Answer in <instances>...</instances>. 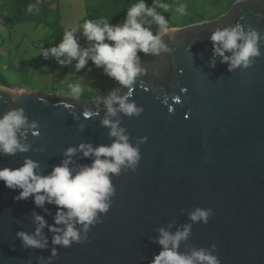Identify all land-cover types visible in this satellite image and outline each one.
<instances>
[{
  "label": "water",
  "instance_id": "obj_1",
  "mask_svg": "<svg viewBox=\"0 0 264 264\" xmlns=\"http://www.w3.org/2000/svg\"><path fill=\"white\" fill-rule=\"evenodd\" d=\"M236 23L258 33L260 55L231 72L218 56L211 66L208 36ZM161 39L168 51L147 55L132 85L115 81L110 91L124 95L131 88V99L143 107L139 116H109L103 99L110 92L96 101H79L0 89V116L24 110L27 125L18 139L29 146L14 156L0 154V168L19 167L31 158L47 174L70 145H110L115 138L101 124L106 117L120 121L141 155L136 171L122 166L118 175L110 174L116 194L108 213L100 214L102 223L91 227L88 241L56 246L55 256L51 243L45 249H24L16 237L18 231L33 232V209L52 224L55 207L45 206L49 214L36 208L32 198L17 201L19 190L0 181V264H149L160 251L150 239L155 229L172 220L175 231L195 207L211 208L214 215L207 224H193L181 252L203 247L220 264H264V0H235L219 18L169 27ZM85 112L93 115L86 118ZM33 122L39 135L30 127ZM142 137L148 139L142 143ZM92 159L77 153L69 166ZM44 235L51 241L52 233L45 229Z\"/></svg>",
  "mask_w": 264,
  "mask_h": 264
},
{
  "label": "clouds",
  "instance_id": "obj_2",
  "mask_svg": "<svg viewBox=\"0 0 264 264\" xmlns=\"http://www.w3.org/2000/svg\"><path fill=\"white\" fill-rule=\"evenodd\" d=\"M153 4L155 6H149L145 0H138L127 8L122 24L113 25L109 18L85 20L80 27L82 35L91 42L88 48L80 46L75 35L78 29L72 28L65 30L58 44L49 49L42 48L41 54L45 58L51 55L60 65L71 64L76 60L77 71L91 60L96 67L103 68L108 77L128 87L143 71L139 67L138 52L156 55L161 51H168L161 39V36L169 31L168 20L156 9L159 7L168 11L169 5L161 0H153ZM36 7L35 4H29L27 11L32 12ZM176 11L184 15L186 6L181 4L177 6ZM145 17H151V20ZM152 23L158 26V34H154L150 27H145V24ZM208 39L212 44L213 67L217 56L220 57V63L227 64L228 71L231 72L240 66L248 67L252 58L260 55L258 33L251 29L245 32L239 23L231 27L217 28L210 33ZM69 87L73 96L81 95L80 84H70ZM131 97V88L124 95H117L115 90L110 92L103 99L108 115L115 117L118 112H122L128 116H139L143 107H137ZM92 115L91 112L84 113L86 118H91ZM101 124L108 126L109 136L115 138L110 145L94 147L91 142L70 145L63 152L64 158L47 174L41 170L39 161L31 158H26L19 167L0 168V181L4 182L5 187L13 191L19 190L15 200L32 198L36 208L49 214L50 210L46 205H53L56 209L52 224L33 209L32 218L36 225L33 232L16 233L22 248L45 249L51 243V255L55 256L58 252L56 246L68 248L73 243L88 241L87 234L91 227L102 223L100 214L108 213L112 198L116 194L110 174L118 175L122 166L136 171L141 155L139 148L129 143L126 129L120 127V121H112L107 117ZM26 125L27 117L23 109L8 110L0 116V154L14 156L17 152L29 151V146L21 144L18 139V134L24 135L21 130ZM30 127L37 129L34 134L39 135L35 122ZM80 127L82 130L83 125ZM147 139L148 137H142L141 142L144 143ZM77 153H82L84 158L94 159L91 164L70 167L72 158ZM213 215L211 208L195 207L188 212L187 222L176 226L175 231L171 230L175 226V221L172 220L166 226L157 227V235L150 239L160 246V251L153 256L149 264H220L218 256L203 247H193L190 252L180 251L181 243L186 242L192 235L193 224H207L209 217ZM78 225L80 227H77ZM45 229L53 234L51 241L44 235ZM81 233L84 234L83 237ZM211 248L215 251L216 245L212 244Z\"/></svg>",
  "mask_w": 264,
  "mask_h": 264
},
{
  "label": "rangeland",
  "instance_id": "obj_3",
  "mask_svg": "<svg viewBox=\"0 0 264 264\" xmlns=\"http://www.w3.org/2000/svg\"><path fill=\"white\" fill-rule=\"evenodd\" d=\"M209 0H206L208 2ZM217 1L219 3H217ZM220 1L224 3V0H215L213 4L215 6L221 5ZM61 6V3H60ZM61 9V7H60ZM202 10V11H200ZM222 7L218 6L217 8L209 9L206 6H203V0H198V2L192 1L190 10H186V14L180 15L176 11V6L172 8L173 11V19L177 26H185L192 23H197L200 21L213 20L219 18L221 15L225 13H219L216 15V11H222ZM64 20L68 22L69 30L74 28L72 26V18L69 15H64ZM84 23V20L79 21L78 27L82 32V28L80 27ZM4 25V24H3ZM64 30H67V27L64 26ZM5 36L7 34L6 31ZM49 34V31L42 27L41 25L35 27L33 30H28L25 35L19 32L15 35L18 37V42H20L19 47L16 49V54L12 53L8 54L6 59L4 57V61L6 62L7 70L3 73H0V77L5 79L9 84V87L2 86L11 91H17L22 89L34 90L46 94H58V95H66L70 98L79 100V101H96L100 99V97L104 94L109 93L115 85V80L108 77L107 75L96 71L97 80L100 81L102 89L96 87V84L93 83H83L81 84L82 92L81 95L75 97L71 94L70 87L58 88L52 86L50 83L52 82V77L49 73L45 71V69L51 65V55L48 56V59L45 58L41 54L42 48L48 49L53 47L51 43H41V39ZM18 35V36H17ZM16 41V42H17ZM42 46V47H41ZM32 49V50H30ZM33 51V52H32ZM14 56V57H13ZM23 59L25 63L21 68H18L16 63H23ZM38 59V61H37ZM14 62H13V61ZM34 60L37 61V68L34 66ZM47 60V61H46ZM12 61V63H11ZM46 83V85H44ZM50 84V85H49ZM1 86V85H0ZM28 86V87H26ZM29 87H33L32 89ZM35 88V89H34Z\"/></svg>",
  "mask_w": 264,
  "mask_h": 264
},
{
  "label": "trees",
  "instance_id": "obj_4",
  "mask_svg": "<svg viewBox=\"0 0 264 264\" xmlns=\"http://www.w3.org/2000/svg\"><path fill=\"white\" fill-rule=\"evenodd\" d=\"M138 0H90L85 7V20H99L101 18H109L113 25L122 24L124 22L127 8L132 4L137 3ZM149 6H155L153 0H145ZM161 2L169 5L168 11H164L157 7V11L164 15L165 19L169 21L170 14L173 8L172 0H161ZM54 0H0V19L10 29L15 25L23 23H33L36 26L41 25L49 31V34L41 39V43H51L53 46L58 44L64 34V28L60 24L59 8L52 7ZM35 4L37 7L32 11H27V5ZM139 19V18H138ZM151 20V17H145ZM145 27H150L154 34H158V26L155 23L151 25L145 24ZM78 42L82 48H87L81 40L77 37ZM139 61L143 60L147 55L143 52L137 53ZM73 60L71 64H76ZM93 68L95 71L103 74V68L96 67L91 60L80 70ZM106 75V74H105ZM0 85L9 87L7 81L0 77Z\"/></svg>",
  "mask_w": 264,
  "mask_h": 264
},
{
  "label": "crops",
  "instance_id": "obj_5",
  "mask_svg": "<svg viewBox=\"0 0 264 264\" xmlns=\"http://www.w3.org/2000/svg\"><path fill=\"white\" fill-rule=\"evenodd\" d=\"M192 1L198 2V0H172L173 2V7L174 5L179 6L181 4L186 6V10H190L191 3ZM213 1L215 0H209L206 2V0H203V6H206L209 9L217 8L218 6L222 7V11H216V15L219 13H225L229 10L231 4L235 0H224V3L220 1L221 5L215 6L213 4ZM90 0H54V3L52 4V7H57L59 8L60 12V24L64 28L67 27V30H69V26L65 20H64V15H69L72 18V26L74 28H77L78 31L75 33L76 37H78L81 42L88 48L90 47L91 42H88L86 38L82 35V32L80 31L78 27L79 21L83 20L85 18V7L87 4H89ZM61 3V6H60ZM217 3H219L217 1ZM61 7V9H60ZM202 11V10H200ZM206 20V19H204ZM176 21L173 19V11L170 14L169 17V27H180L175 24ZM4 24V25H3ZM37 27L33 23H23V24H18L13 26L12 28H8L7 25L0 19V73H3L5 70H7V65L6 62L4 61V57L6 59L8 54L14 53L16 54V49L19 47L20 42H18V37H15V35L19 32L25 35V33L28 30H33ZM7 32L8 36H5V32ZM65 32V30H64ZM17 35V36H18ZM17 41V42H16ZM41 44V42H40ZM42 47V46H41ZM49 49V48H48ZM32 50V49H30ZM33 52V51H32ZM14 57V56H13ZM51 65L50 67L48 66L45 71L47 73L51 74L52 82L50 83L52 86L58 87V88H63V87H69L70 84L78 83V84H83V83H93L96 84V87L102 89V86L100 84V81L97 80V76L95 73H97L93 68H87L85 70H79L77 71L75 67V63L72 65H60L57 62V59L54 57H51ZM48 59V58H47ZM63 59V58H61ZM49 60V59H48ZM13 61V60H12ZM11 61V63H12ZM38 61V59H37ZM34 60V66L37 68V62ZM47 61V60H46ZM14 62V61H13ZM25 63V60L23 59V63H16L15 66L18 68H21L23 64ZM2 78V77H1ZM5 80V79H4ZM49 84V85H50ZM46 85V83H44ZM28 87V86H26ZM33 88V87H29ZM35 89V88H34Z\"/></svg>",
  "mask_w": 264,
  "mask_h": 264
},
{
  "label": "bare ground",
  "instance_id": "obj_6",
  "mask_svg": "<svg viewBox=\"0 0 264 264\" xmlns=\"http://www.w3.org/2000/svg\"><path fill=\"white\" fill-rule=\"evenodd\" d=\"M1 90H6V91H9V92H15V91H11V90H8V89H5L3 87H0Z\"/></svg>",
  "mask_w": 264,
  "mask_h": 264
}]
</instances>
